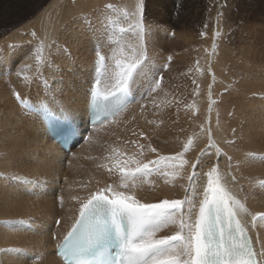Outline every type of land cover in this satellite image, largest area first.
Here are the masks:
<instances>
[{"label":"bare ground","instance_id":"6f19581e","mask_svg":"<svg viewBox=\"0 0 264 264\" xmlns=\"http://www.w3.org/2000/svg\"><path fill=\"white\" fill-rule=\"evenodd\" d=\"M49 1L57 5L59 2L63 0H8V2H5V4L7 5L6 11H4V13L0 12V24H3L7 28L9 27L14 28L16 27V25L18 24L20 25L24 23L44 3L46 2L48 3ZM91 1L94 0H73L69 13H71L72 15L80 11L82 13L84 7H86L87 4ZM182 1L185 3L183 4V8L179 12L177 8L176 9L174 8L176 0H115V1L113 0V2H118L120 6L126 7V10L130 14L131 22H133V24L136 23V19L133 17V14L136 11V5L138 3L141 5V16H142V10L144 9L146 14L147 12L149 13L148 7L152 9V12L153 11L161 12L160 9L157 8H155V10L153 9V6L155 5L160 6L162 10H165V12L162 13L163 15L161 21L168 24L167 26H169L171 32L172 29L177 30V28H182V29L184 28V30H186L189 25L193 24L192 19L194 17L192 14L195 10H200L201 7L200 4L202 3V0H182ZM151 2H153L155 5H152ZM219 2H220L218 9L219 11L214 21L215 23L213 25L212 37L207 38L208 39L206 41L207 44L202 48L201 53L199 54V56H201L202 54H204V52H206V58L204 59L206 64L204 66L206 67L205 70L207 71L208 74V81L216 82V87H214L213 84H211L212 86L210 85L211 87L209 86V84H207L204 90L205 99L203 100L197 99L192 101L191 99L192 102L185 101L184 102L185 104H183L184 100H182V102L180 103L183 104L184 109L178 112L179 118L174 117L173 116L174 114L172 115V117L174 118H171L169 115L168 116L165 115L166 112L165 109L167 110V107L173 108L174 105L169 104V106H167V103L170 101V98L167 97L166 95L161 97L163 93L161 89L160 94L158 96L152 98V96L150 95V98H148L147 100L148 104L151 105L155 104L154 109L152 111L153 115L151 114L152 117L149 116L148 118L145 115V117H143V121H141L145 126L144 130H146L147 133L149 132V135L151 134L150 136L151 139L148 137L150 139L149 143L157 149L156 153L151 152L150 150L148 151V145L145 144L147 146V147L145 146V150L147 149L148 151L145 152L151 153L150 156L151 158H155L158 152L166 155H170V154L175 155L177 152H181L183 150L184 145L188 143L189 140H192L190 149L188 152L185 153L184 156V159L188 163L184 166L181 175L177 177L175 180H171L170 177L167 178L170 181L169 183L164 182L166 179V177H164L163 180L159 181L160 183L158 185H155L156 183L152 181V177L151 176L148 177L149 182L142 183L141 185L137 186V188L135 189V195L137 199L145 203H158L164 199L165 200L183 199L185 196V191L186 189H188L190 184L188 177L192 175L193 171H197V179L199 178L200 180L198 186L199 192L196 197L198 203V201L202 198L203 187L206 185V181H207V177L204 176L203 174L207 172L209 168H211L212 166L218 165L220 171L225 174L224 184L245 205L247 209V214L242 213L240 215V218L244 222V225L247 227L251 241L255 245L254 250L257 253H261L262 251H264V220L257 219L253 224L252 216L256 215L257 213H264V165H262V163L264 162V103L258 105L260 107L254 109L255 112L257 110V113L254 112L257 115H255V120L254 122L250 123V125L252 124L251 126L253 127V130H255V132L254 131L252 133L250 132V134L248 132V136L244 134L246 137L244 135L241 136L235 134L233 130L235 129L234 126L236 125V122L239 121V119L245 117L246 113L240 111L239 108H236L237 105H235L237 101H241V103H243L242 98H239L240 100H236L228 95L225 96H222L220 94L218 95V89L220 88L218 86H223L225 83L227 84L229 82L228 80L231 77H233L231 75V69H232L231 67L236 66V64L235 66H232L233 64L232 61L234 60L233 56L230 54V51L232 50H230L228 45L224 44L225 41H222L223 40L222 37H224L222 36V30L220 26L221 25L220 12L222 10V6H221V1ZM2 4H4V1L2 2ZM169 12H172L174 14L173 15L174 17L172 16L171 18ZM250 15L251 13L245 15V19L250 17ZM143 19L144 18L142 16L141 27L143 29V39L141 40L137 36V31L139 30L131 31L132 34L127 37L128 42H126L130 47L126 49L127 50L126 53H119L120 57L122 56L124 58H131L133 55V49L139 51L141 48H143L144 46L143 42L145 43L146 41L145 40L146 28L144 27ZM262 20H264V18H262ZM48 21H49L48 14L46 13V15H43L41 21L38 24L39 28L37 27L39 29L38 31H40V33L38 32V36L41 39L43 38L42 40L44 43L48 42L47 34L50 28ZM57 24L59 25V23ZM29 25L30 24H28V26L25 25L26 28L29 27ZM26 28H23L20 31H15L17 33L18 38L17 37L16 38L18 39V41H16L17 39L15 40V38L13 37L14 34L16 33H14L13 36L12 35L10 36L11 38H14L12 40H15V42H19L20 37L22 40L26 35L25 34L23 36L25 31L27 32V30H25ZM157 30L154 33H152L153 38L149 36L150 40L148 42L151 41V43L154 44V46L155 45L158 47L161 46L160 48L161 50L165 51L166 48L179 49V47H182L185 44V42L181 40L182 39L181 35L174 37L173 35L169 34L171 35V37L173 36V39L172 41L169 40V42H166V38L169 36L167 35L168 33L165 34L166 32L164 30H158V31ZM54 32H56V30ZM56 38L58 37L56 36ZM229 38H227L228 40L226 41L228 42L231 41L232 43L231 34ZM184 39L186 40V38ZM34 40L36 39L34 38ZM123 50L125 51V49ZM172 52L175 53V50ZM46 54L47 53H45L44 55ZM15 55L16 52L13 54L10 52L4 53L1 51L0 74L3 73V70L5 72L7 68H11V70L14 69V66L17 65L15 64L17 58V56ZM29 60L31 61V59ZM32 61H36V59ZM154 62L156 61L154 60ZM111 64H114V62H111ZM177 64L178 63L175 60H172L171 62L172 67L170 70L174 72L176 70L179 71ZM19 69L21 70V68ZM236 69L238 70V68ZM113 70L116 69L113 67ZM146 71L149 73L147 79L140 78L139 80H141L142 83L146 84V89L148 91V82L152 79L151 78L152 72L155 73L159 70L155 66H148ZM32 72L33 71H31V73ZM87 72H89V74L91 73L90 79L88 73L84 75L80 74L78 76L77 75L79 74L78 72L76 74L77 76H75L73 79L67 78L66 80L67 84L65 83L61 84L58 74L57 73L55 74L54 72L55 75L53 74L48 75L49 80L47 79L48 83H50L51 86H53V88L49 92L50 95H46L39 92L37 95L38 96L37 102L31 101L30 97L24 95L21 96L24 97L25 99L28 98V100H30L31 103L35 106L41 105V107L42 106L48 107L51 111H53L56 115L60 117L67 116L70 118L82 120L88 114L90 92L87 88L88 86H90V82L91 84L92 83L94 84L95 82L94 81L95 72H94V68H92L91 65L87 66ZM86 75L88 77H86ZM234 75L236 76V74ZM12 77H14V75H12ZM16 77L17 76H15V78ZM5 79L6 78L4 77L0 79V81H2V83L0 82V85L5 83L4 82ZM8 79L10 80V78ZM74 79L75 81L76 80L77 81L73 83L72 86H70ZM15 80L12 79L10 80V82H7L9 83V85H11L9 89H5V87L8 86V84H5L6 86L5 87L1 86L2 89L0 90V101L3 102L6 100H11V98L14 99V106L12 105L14 107V110L7 112L6 116L3 115L5 119L0 120V260L2 264H63L60 261V259L56 257L55 254L56 240L61 238L62 235L67 232V230L74 222V219L78 214L80 202L85 200L91 191H95L99 187H105L107 184L117 185L114 182L108 183V178L110 177L116 179L119 183L118 174L110 175L107 172V170L103 167L101 168L98 167L99 169L96 168L97 170H94V172L91 169L92 173L88 172L90 169L89 170L87 169V172L86 170L85 172L82 170L81 172H79L78 170H76L75 172L74 169L75 167L73 168L74 164L72 163L76 162V160L82 155H83V159H85L86 162L89 157L95 156L96 158L98 157L99 159L97 160L98 162L96 161V166L107 164L110 167L113 166L115 162L114 154L112 152L114 148L118 149L119 151H123L127 153L135 152L134 149L131 148L133 146L130 144L132 138H130L131 136L129 137L127 135L130 134L128 132H130L131 130L130 128L133 126L132 124H134L136 121L134 119V116H132V114L130 113V110L136 104V102L140 100V95L136 92V89L132 87L130 89V92L135 95L136 98L135 104L132 106L131 105L128 106L123 112L117 114L111 120L106 121L105 123L93 128L90 131L89 140L86 143H84L79 150H77L75 153L73 152L72 153L73 157L70 158L67 156V153L62 151L59 145H57L48 136L42 122L39 120L37 121V117L34 114L29 113L26 109H24L18 104V102L16 101L15 97L12 94L13 90L19 93L21 92L20 90L17 89L18 87H16V84L18 83H15L14 82ZM21 82L23 81L21 80ZM29 82H25V83H29ZM79 82L80 84H77ZM99 89L103 94L106 95L109 91V87L105 81L101 82V84L99 85ZM79 92L82 94L80 98L81 105H79L77 102L75 103ZM209 94L212 95L211 98H209L211 96V95L209 96ZM52 95L54 96V98L52 97ZM171 96L175 98L173 95ZM216 97L217 99L215 100ZM179 101H177V103H179ZM7 103L9 102L7 101ZM71 103H73V105H71ZM177 103L175 104V108ZM199 104H201V106ZM202 108H205L206 113H208L207 111L209 110L210 117L208 116L209 117V121L207 124L208 127L204 124L205 122L203 123L204 120H202L203 119L202 117L205 114V112L203 113ZM122 119H125V121H122ZM248 122H246V124ZM111 123H113L114 125ZM121 123H123L124 128L117 129L116 125H119ZM242 123L239 124L242 125ZM163 128H167L166 134L163 132V135L159 136V132L161 129L163 130ZM109 130H111L110 131L111 133L106 134L105 132H109ZM209 130L211 132L212 141L215 143L216 146L222 149L224 155L218 156L215 147H211V148L209 147ZM247 131L250 130L248 129L246 130V132ZM98 136H101V138L99 139ZM128 137L131 139L130 141L128 140L129 139ZM136 137L139 138L138 135ZM141 140L143 141V139ZM136 144L138 145V143ZM93 145H96L97 147V151L96 152L94 151L95 153H92L90 151ZM71 150L74 151V149ZM229 156L232 157L231 167H229V161H228ZM198 158H199V163L197 164V167L194 170L192 168V164L196 163ZM66 162H67V166L64 165L66 164ZM92 162L94 163V161ZM32 168L36 169L38 173L41 171L42 173L40 174V177L46 175L47 177L43 176L46 177V179L48 177L49 178L65 177L66 184L63 187L64 192L62 195L63 197L62 204L56 202L53 197L52 188L57 183L55 182L57 180L54 181L51 179L52 181L51 182L48 181L45 187L41 185L42 183L40 184L38 183L39 186L43 187V188H39L40 191H38L35 190V188L38 186H36L34 183L28 184V188L26 189L25 188L26 184H23L13 179V176L20 175L22 177L26 176L30 180L31 179L30 177L34 175V173H32L33 172ZM233 175L235 176V180L232 179ZM40 179L44 180L45 178L44 179L40 178ZM41 182L44 183V181ZM30 187L32 190L34 188V190L38 192V194L35 192H32V194L36 195V197L39 196L37 201H35V203L33 202L37 206H36V217L31 221V222L35 221V225H34L35 234L33 233L35 236H32V239L31 236H28L26 232L16 233L17 228H20L21 230L22 229L21 226L23 224L28 225L30 223V222L28 224L25 223V221H27L26 218L28 216V213H30V209L28 207H26V209H22L21 206L23 203V199H25L26 195H28L30 191L29 190ZM73 197H77L79 198V200L73 199ZM29 200H30L29 203L32 204L31 196L29 197ZM23 210L26 212L25 214L23 213ZM58 219L60 220V224L56 225ZM4 221H12L14 223L5 224ZM20 221H23V223H19ZM32 224H34V222ZM174 230L175 229L173 228L165 229L164 235L172 234ZM10 249H15L17 251H9ZM30 252L32 253V257L37 258L36 256H38L39 259L33 262L30 261V257H31ZM259 259L262 262H264V255L259 256Z\"/></svg>","mask_w":264,"mask_h":264},{"label":"rangeland","instance_id":"374dc122","mask_svg":"<svg viewBox=\"0 0 264 264\" xmlns=\"http://www.w3.org/2000/svg\"><path fill=\"white\" fill-rule=\"evenodd\" d=\"M3 1H4V4H2ZM219 1H221V6H222V10L220 12V17H221V25L220 26H221V30H222V36H224V37H222V39H223L222 41H225L224 44L228 45L230 50H232V51H230V54L233 56V59H234L232 61V63H233L232 66H235V64H236L235 67L238 68V70L235 67H231L232 68L231 69V75L233 77H231L228 80L229 82L227 84L225 83L223 86H218V87H220L218 89V95L219 94L222 96L228 95V96H230L236 100H240L239 98H242L243 103H241V101H237L238 103L236 102L235 105H237L236 108H239L240 111L245 112L246 116L239 119V121L236 122V125L234 126L235 129L233 131L237 135L242 136L245 134L248 136V132H249V134H250V132L251 133L253 131L255 132V130H253V127L251 126L252 124L250 125V123L254 122L255 115H257V114H255V113H257V110L255 112L254 109L260 107L258 105H261L264 103V45H263L264 44V36H263L264 35V28H263L264 27V20H262V18H264V16H263L264 15V0H202V3L200 4V6H201L200 10H195L192 14L194 17L192 19L193 24L189 25L187 27V29L185 28L186 30H184V28L183 29L177 28V30L172 29V32L170 31L169 26H167L168 24L161 21L162 15H163L162 13L165 12V10H162L160 8V6H156L153 2H151L152 5H155V6H153V9L154 10H155V8L160 9L161 12H157V11L152 12V9L150 7H148L149 9L148 8L147 9H148L149 13L147 12V14H148L147 15L145 12V9L142 10V16L144 18L143 23H144V27L146 28V37H145L146 41H145V43L143 42V45H144L143 48L146 50L147 65L148 66H155L159 70L155 73L152 72V74H155L156 79H159L160 75L163 76V80L161 81V88L158 89L156 92L152 93L151 96H152V98L158 96L160 94V90L162 89L163 93H162L161 97L166 95L167 97L170 98V101L167 103V106H169V104L174 105L173 108L167 107V110L165 109V111H166L165 115H167V116L169 115L171 118H174V117H178L179 116L178 112L180 110L184 109L183 104H185L184 103L185 101L192 102L193 100H197V99L198 100L205 99L204 90H205V87L207 84H209V86L211 84H213L214 87H216V82L208 81V74H207V71L205 70L206 67L204 66L206 64L205 60H204L206 58V52H204V54H202L201 56H199V54L201 53L202 48L207 44V42H206L208 40L207 38L212 37L213 25L215 23L214 21L216 19V15L218 14V11H219L218 10L219 9V3H220ZM0 2H1L0 12L4 13V11H6V9H7V5L5 4V2H8V0H0ZM72 3H73V0H63L56 5V4L49 1L48 3L47 2L44 3L37 10L38 12L36 11L24 23H22L20 25L18 24L14 28H10V27L7 28L3 24H0V54H1V51L4 53L10 52L13 54L16 52L15 56H17L16 63H15L17 65L14 66V69L11 70V68H7V70H6V68H5L6 71L4 72V70H3V73L0 74V76H1L0 79H2V77L6 78L4 80L5 83L0 85V87L1 86L5 87L6 86L5 84H8V86H6L5 89H9V87L11 85H9V83H7V82H10V80H12V79H14V80L16 79L14 82L19 84V85L16 84V87H18L17 89L21 91L20 93H23L21 95L30 97L31 101L37 102L38 101L37 95L39 92L46 94V95H50L49 92L53 88V86H51V84L48 83V80H49L48 75H51V74L55 75L57 73L59 78H60L61 84L62 83L67 84L66 83L67 78L73 79L75 76H77V75L79 76L80 74H83V75L86 73L89 74V72H87V66L91 65L92 68H94V62L97 59L95 56V51H94V45L97 43L99 44V50L101 51V53L109 58L107 63L111 67L113 74H114L115 70H113V67L115 68V61L112 60L111 57L115 54L119 58L120 57L119 53H121L120 50L125 49V51L123 50L122 53H126L127 52L126 49H128L130 47L128 45V43H126V42H128L127 37L132 34L131 31H129L128 29H129V25L133 24V22H131V17H130V14L126 10V7L120 6V4L118 2H113V0L112 1L111 0H109V1L108 0H100V1L94 0V1H91L88 3L89 6L87 4V6L84 7V9L82 10V13L80 11V12L74 13L73 14L74 16H73L71 13H69V10L71 9ZM115 3H117V4H115ZM184 3L185 2H183L182 0H180V1L176 0L174 8L175 9L177 8L180 12V10L183 8ZM109 4L114 6L113 10H108L105 8V6L109 5ZM50 6H52V7H50ZM46 13L48 14V19H49L48 23L50 25V28H49V30H48L49 32L47 34L48 42L44 43L42 40L43 38L41 39L38 36V32L40 33V31H38L39 30L38 24L41 21L43 15H46ZM248 13H251V15H250L251 18L248 17L247 19H245V15H247ZM169 14L171 15V18L174 15L172 12H169ZM39 15H41V16H39ZM256 15L258 18L256 17ZM27 22H29V23H27ZM57 23H59V25ZM23 24H24V26L25 25L28 26V24H30V25H29V27L26 28V26L24 27ZM22 27L26 28L25 30H27V32L25 31V33L23 34V36L26 34L25 35L26 38L24 36V38H23L24 40L23 39L21 40V37H20L19 42H15V40L18 38L17 33L15 31L22 30L23 29ZM34 29H35V31H34ZM53 29H54V31L56 30V32H54ZM121 29H124L125 31L122 32ZM157 29L158 30H164L166 32L165 34L168 33L167 35L171 34L174 37L181 35L182 36L181 40H183L185 42V44L182 47H179V49L166 48L165 51L161 50L160 49L161 46L160 47H158L156 45L154 46V44H152L151 41L148 42L150 40L149 36H151L153 38L152 33H154ZM36 31H37V33H36ZM230 31H231V33H230ZM30 32H32V33H30ZM14 33H16V34H14ZM147 33H148V35H147ZM13 34H14V36H13ZM34 34H37V35H34ZM52 34L54 35L55 38L53 37ZM230 34H231L232 43H231V41H229V42L226 41V40H228L227 38H229ZM11 35L15 38V40H12L14 38H11L10 37ZM171 35H169L166 38V42H169V40L172 41L173 36L171 37ZM56 36L58 38H56ZM251 36L254 38H252ZM33 37L36 40H34ZM147 38H149V39H147ZM184 38H186V40ZM16 41H18V39ZM41 41L43 42V50H44V51L42 50L43 62L38 65V62H36L37 60L36 61H32V60H35L36 56L38 54L42 55L41 52H39V53L37 52L38 49H40V45L42 44ZM187 44H189L190 47ZM170 50H172V51L175 50V53L170 51ZM48 51H49V53H48ZM45 53H47V54L44 55ZM169 57H171L170 60H169ZM148 58H149V60H148ZM29 59H31V61ZM154 60L156 62H154ZM172 60H175L178 63L177 67L179 68L178 69L179 71L176 70L174 72V71L170 70L172 67V65H171ZM19 61H20V64H19ZM111 62H114V64H111ZM153 64H155V65H153ZM165 65H167L166 69H165ZM38 67H39V71H38ZM50 67H52V68H50ZM19 68L23 69V71H21ZM28 69H30V70H28ZM31 71H33V72L31 73ZM242 71H243V73H242ZM17 72H20L21 74L18 76ZM54 72H55V74H54ZM78 72H79V74H77ZM29 74L31 75V77ZM234 74H236V76ZM12 75H14V77H12ZM15 76H17V77L15 78ZM25 76L28 78L27 79L28 81H26V79L23 78ZM86 77H88V76L86 75ZM8 78H10V80ZM90 78H91V73L89 74V79ZM151 78H152V75H151ZM21 80L23 82H21ZM230 80L231 81L233 80V81L231 82ZM29 81H31V82H29ZM76 81L74 79L70 86H72L73 83H75ZM102 81H105V80L103 78H101V82ZM0 82L2 83V81H0ZM25 82H29L30 84L25 83ZM77 84H80V82ZM20 85L22 86V89H21ZM94 85H95V82H94L93 86ZM133 87L136 89V92L140 95V100L138 102H136V104L130 110V113L132 114V116H134V119L136 121L134 124H132L133 126L131 125L132 126L130 128L131 130H130V132H128L131 135L129 134L127 136H129V137L131 136L130 138H132V141L134 139L137 141V139H138V141H137L138 144L149 145L150 144L149 141L151 139L150 138L151 134L149 135V132L147 133V131L144 130L145 126H144L143 122H141V121H143V117H145V115L148 118H149V116L152 117V115H153L152 111L154 109L155 104L151 105V104L147 103L148 98H150V95L147 94L149 91V87H148V91H147L146 84L142 83L141 80L138 79ZM1 89H2V87L0 88V90ZM87 89L89 90V86ZM241 90H243V91H241ZM220 91H222V92H220ZM81 95L82 94L79 92L77 95V100L75 101V103L77 102L79 105H81V99H80ZM171 95H173L175 98H173ZM210 95L211 94H209V96ZM60 96H59V98H60ZM52 97L54 98L53 95H52ZM211 97H212V95L209 98H211ZM191 99H192V101H191ZM216 99H217V97L215 98V100ZM11 100H6L3 102L0 101V114H1L0 120L5 119L4 116H6L7 112L14 110V107H13L14 106V99L11 98ZM179 100H181V101H179ZM182 100H184L183 104L180 103V102H182ZM7 101L9 103H7ZM177 101H179L180 104L177 103ZM176 103L178 106L176 105V108H175ZM71 105H73V103H71ZM172 105H170V106H172ZM199 105L201 106V104H199ZM36 107L42 108L41 105L36 106ZM202 110H203V113L205 112L204 116L202 117L203 118L202 120H204L203 123L205 122L204 124L208 127L207 124H208L209 117H210L209 116V110L207 111L208 113H206L205 108H202ZM167 111L170 113H168ZM166 113H168V114H166ZM172 115L174 117H172ZM139 117H140V119H139ZM37 121H38V119H37ZM122 121H125V119H122ZM246 122H248V123L246 124ZM2 123H3V121H2ZM239 123H242V125ZM111 124H113V123H111ZM249 126H250V128H249ZM116 127H117V129H123L124 128L123 123L116 125ZM248 129L250 131L246 132V130H248ZM110 131L111 130H109V132H105V133L106 134L111 133ZM142 131L143 132L145 131L143 136L140 135L141 133H143ZM166 131H167V128H163V130L161 129L159 132V136L163 135V132L166 134ZM134 133H135V136H134ZM137 135L139 136L140 139L138 137H136ZM96 136H97V134H96ZM98 138L100 139L101 136H98ZM130 138L128 139L129 141L131 140ZM141 139H143V141ZM139 141H141V142H139ZM130 144L133 146L131 148H133L135 152L139 151L138 150L139 148H137L138 145L136 143L133 144L130 141ZM136 148H137V150H136ZM76 151L74 150V153ZM90 151L92 153H95L97 151L96 145H93L91 147ZM143 151H144V156L142 157L143 160L147 161L150 159H156L157 156H155V158H151L150 157L151 153H146L149 151V148H148V151H147V149L145 150V148ZM157 154L160 155L161 153L158 152ZM161 155H163V156H174L171 154L170 155L161 154ZM67 156L70 158L73 157L72 154L71 155L67 154ZM90 158H92V159H90ZM97 160H99L98 157L96 158L95 156H93V157H89L87 162H86V160L83 159V155H82L76 160V162H74L72 164H74L73 168L75 167L74 168L75 172H76V170H78L79 172H81V170L85 172V170H86V172H87V169L88 170L90 169L88 172L92 173L91 172L92 170L94 172V170L101 168L100 165L96 166ZM92 161H94V163ZM64 165L67 166V162ZM75 165H77V166H75ZM262 165H264V162L262 163ZM110 167H112V166H110ZM32 171H33L32 173H34V175H32L30 177L32 179V181H36V180L38 181L39 180V184L42 183L41 185H43V187H45L47 185L48 181L51 182L52 180H54V181L57 180V181H55L57 183L52 188L53 189L52 190L53 191V197H54L56 202L61 203L60 198L63 195V192H64L63 187L66 184L65 183L66 182L65 177H62V178H60V177H58V178L50 177L49 178L48 177L49 178V180H48V178L46 179V177H47L46 175H43L46 177H43V176L40 177V174L42 173L41 171L38 173L37 170L33 169V168H32ZM195 172L197 173V171H195ZM90 173H88V174H90ZM113 174H116V173L114 172ZM151 177H152V181L154 183H156L155 185H158L160 183L159 181L164 179L163 176L155 175V174L152 175ZM40 178H43V179L45 178V179L42 180ZM115 180L116 179L110 177V178H108V183L114 182V183L118 184V181L117 180L115 181ZM41 181H44V183ZM199 182H200V180H199V178L197 179V176H196V179L191 182L195 185L197 193L199 192L198 191ZM34 184L36 186H38L35 188V190L40 191L39 188H43V187L39 186L38 183H34ZM141 184H142V182L138 183V186ZM25 188L26 189L28 188V184L25 185ZM29 190L30 191H29L28 195H26L25 199H23V203L21 206H22V209H26V207H28L30 209V213H28V216L26 218L27 221H25V223H27V224L29 222L30 223L28 225L23 224L24 226L23 225L21 226V228H22L21 230H20V228H17L16 233L26 232L28 234V236H31V239H32V236H35L34 235L35 234V231H34L35 230V226H34L35 221H33L34 224H32L33 222H31V221H32V219H34L36 217V206L37 205H35L34 203H35V201H37L39 196L36 197V195L32 194V192H35L38 194V192H36L34 190V188L32 190L30 187ZM29 195L32 197V204L29 203L30 202V200H29L30 196ZM185 195H186V191H185ZM23 213L25 214L26 212L23 210ZM29 225H30V227H29ZM56 225H58V224H56ZM31 228H33V229H31ZM164 233H165V230L161 233H158L157 235L158 236H160V234L164 235ZM36 236H38V235H36ZM30 256H29L30 261H32V262L37 261L39 259L38 256H36L37 258L32 257V253Z\"/></svg>","mask_w":264,"mask_h":264},{"label":"snow or ice","instance_id":"6c2138e0","mask_svg":"<svg viewBox=\"0 0 264 264\" xmlns=\"http://www.w3.org/2000/svg\"><path fill=\"white\" fill-rule=\"evenodd\" d=\"M105 8L113 10L114 6L109 4ZM133 17L136 23L130 24L128 30H139L137 36L142 40L139 3ZM42 50L43 44L40 45L38 53ZM94 51L97 58L94 62L95 86L90 82L89 92L91 106L96 113L91 123L95 125L104 122L102 117L116 114L115 108L128 96L137 80L147 79L149 73L146 71L148 65L144 48L139 51L133 49L131 58H118L114 54L111 57L115 61L114 75L107 63L109 58L101 53L98 43L94 45ZM36 60L38 65L41 64L43 56L38 54ZM166 67L167 65L165 69ZM20 74L17 72L18 76ZM101 78L109 87L107 95L103 96L99 90ZM24 79L28 78L25 76ZM162 80V75L156 79L155 74H152V79L148 82L149 95L161 88ZM12 94L27 111L37 110L19 92L13 90ZM109 97L116 98L113 109H107L101 103V100L107 101ZM73 133L76 134L75 130ZM191 144L192 140H189L183 150L174 156L157 154L156 159L147 161L142 159L144 144H138L139 151L132 153L114 148L113 166L102 164L100 167L105 168L110 175L113 172L118 174L119 183L99 187L80 202L78 215L56 246L63 264H264L259 259L264 251L257 253L254 250L247 227L240 219L242 213L247 214V209L224 184L225 174L218 165L212 166L203 174L207 181L198 203L196 187L191 183L196 179L195 171L188 177L190 184L183 199L145 203L136 198L135 189L138 183H148V177L154 174L166 177L165 183L170 182L167 179L169 177L171 180L179 177L188 163L184 156ZM209 147H215L218 156L224 155L222 149L212 141L210 130ZM148 148L151 152H157L150 144ZM231 160L232 157L229 156V167ZM198 163L199 158L192 164L194 170ZM13 179L23 184L39 183L20 175L13 176ZM232 179L235 180L234 175ZM73 199L79 200L77 197ZM60 200L62 204L63 197ZM257 219L264 220V213L252 216L253 224ZM169 228L175 229L172 234L157 235Z\"/></svg>","mask_w":264,"mask_h":264}]
</instances>
